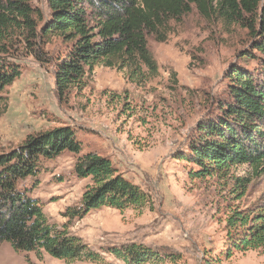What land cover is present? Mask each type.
Listing matches in <instances>:
<instances>
[{
    "label": "rangeland",
    "instance_id": "obj_1",
    "mask_svg": "<svg viewBox=\"0 0 264 264\" xmlns=\"http://www.w3.org/2000/svg\"><path fill=\"white\" fill-rule=\"evenodd\" d=\"M33 8L48 18V0H32ZM39 16V15H37ZM249 28L202 16L196 7L172 21L165 41L149 37L159 72L133 79L127 69L99 64L83 89H72L62 99L55 93V64L69 43L53 37L45 49L52 56L41 65L21 54V76L3 93L0 102V153L18 148L29 137L69 127L83 145L110 158L119 173L146 191L151 203L141 209L118 210L101 206L85 216H69L68 208L81 206L92 183L74 171L76 155L64 151L46 160L36 178L21 187L30 189L52 223L79 236L100 252L102 264H127L109 248L133 243L159 253L146 264H264V249L232 248L228 218L234 211L254 208L264 194V173L248 164L226 175L193 177L197 166L188 154L197 122L226 95L228 75L252 50ZM247 178L245 190L236 179ZM229 251L232 254L229 255ZM95 264L66 260L42 251H18L0 244V264Z\"/></svg>",
    "mask_w": 264,
    "mask_h": 264
},
{
    "label": "trees",
    "instance_id": "obj_2",
    "mask_svg": "<svg viewBox=\"0 0 264 264\" xmlns=\"http://www.w3.org/2000/svg\"><path fill=\"white\" fill-rule=\"evenodd\" d=\"M50 16L42 17L32 0H0V102L5 89L22 74L21 54L33 55L39 64L51 63L45 45L55 36L69 43L64 57L55 64V93L62 99L72 89H83L99 64L127 69L133 79L159 72V64L148 39H167L172 21H179L196 7L204 17L217 16L230 24L249 28L252 50L228 75V90L213 104L211 112L196 125L188 154L197 170L193 177L226 175L238 165L248 164L257 175L264 173V0H48ZM39 15V16H37ZM64 151L76 155L74 171L91 178L78 208L69 216H85L109 206L118 210L141 209L151 203L140 185L119 173L112 160L95 151L83 152L73 129L59 128L29 137L18 148L0 153V244L15 250L47 251L66 260L95 264L104 261L79 236L61 229L47 217L42 203L21 187L36 178L46 160ZM249 179L237 178L236 189L245 190ZM236 228L231 246L237 250L264 249V194L246 211L236 210L228 218ZM127 264H146L160 258L149 247L131 244L109 248ZM229 255L232 251H229ZM28 264H35L28 261Z\"/></svg>",
    "mask_w": 264,
    "mask_h": 264
}]
</instances>
